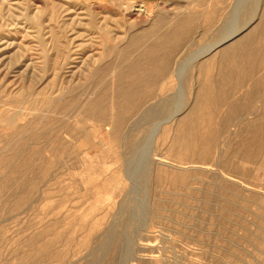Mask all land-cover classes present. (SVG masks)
I'll use <instances>...</instances> for the list:
<instances>
[{
  "label": "rangeland",
  "instance_id": "374dc122",
  "mask_svg": "<svg viewBox=\"0 0 264 264\" xmlns=\"http://www.w3.org/2000/svg\"><path fill=\"white\" fill-rule=\"evenodd\" d=\"M235 1L0 0V264H264V6L196 68Z\"/></svg>",
  "mask_w": 264,
  "mask_h": 264
},
{
  "label": "bare ground",
  "instance_id": "6f19581e",
  "mask_svg": "<svg viewBox=\"0 0 264 264\" xmlns=\"http://www.w3.org/2000/svg\"><path fill=\"white\" fill-rule=\"evenodd\" d=\"M236 1H235L236 4L233 5L234 6L233 8L235 9L234 10L235 18L234 17L233 18L236 20L232 19L233 20L232 26L230 25L231 27L229 29H227L225 35L218 42L214 43V45L211 47L208 46L209 48L207 47L206 51H204V50L202 51L203 53L200 55L201 58L199 59V64H197V66H196V68L198 70H203V71L210 70L211 66L213 65V63L217 57L224 58L225 60H229L230 57L236 52V50H238L240 48L241 41L244 39L250 38L251 35L255 32L254 28H252L245 35H242L245 32V26L250 27L251 26L250 24L254 21L255 17H253V18L251 17V20H249L244 27L237 24L238 23L237 18L240 17L241 14H243V10H244L246 1L249 2L250 0H236ZM254 1H256L258 3L260 2L261 5L264 6V3H263L264 0H254ZM12 11L13 10L10 8V6H9V8H7V10H5L6 14L10 17H13V15H14L12 13ZM3 12H4V10L0 9V14H3ZM263 12H264V7H263ZM160 70H162L163 72L165 71L163 69H160ZM115 73H117V70L115 71ZM121 77H122V74H120V73L118 75H114L113 76L114 80L112 81V84H111L112 90L115 93L114 96H112L113 100L112 101L109 100L110 104H111L110 105V115L112 117H115V120L113 119V121L110 122V125L112 127V131H113L111 133L112 137L115 134L114 132L117 130V124H118L117 120L119 118L118 117L119 109L121 108L120 104L118 103V97L120 96V94H121V96H123V94L127 95L129 98H130V96L132 98L134 95V94L129 95L128 94L129 90L127 88H125L124 86H122L121 83L123 81V77L122 78ZM132 105L133 104L128 106V108L124 114H127L128 111L132 109ZM106 109H105V111H106ZM194 111H195L194 106H192V108L191 107L189 108V105L180 106L179 108H176V111L167 119V121L164 123V125L165 126L171 125V123L175 122L176 125H175V127L171 126V131L175 129L176 132L178 133L180 126L187 125L189 123L192 115L195 113ZM158 132H159V130H158ZM173 139H175V141L180 140V138L177 135H175V137ZM161 159H162L161 155L160 156L156 155V158L153 159L155 166L164 165L163 162H161L162 161Z\"/></svg>",
  "mask_w": 264,
  "mask_h": 264
}]
</instances>
